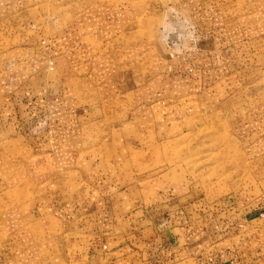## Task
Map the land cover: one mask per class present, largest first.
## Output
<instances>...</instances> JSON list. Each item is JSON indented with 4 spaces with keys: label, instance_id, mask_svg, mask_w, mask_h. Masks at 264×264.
I'll list each match as a JSON object with an SVG mask.
<instances>
[{
    "label": "crops",
    "instance_id": "0c3cea01",
    "mask_svg": "<svg viewBox=\"0 0 264 264\" xmlns=\"http://www.w3.org/2000/svg\"><path fill=\"white\" fill-rule=\"evenodd\" d=\"M20 2L0 0V22ZM175 2L191 12L199 40L191 52L169 50L159 60L163 66L152 65L160 53L155 45L145 53L136 52L140 46L133 52L120 46L122 32L135 20V10L126 2L92 4L73 18L63 36L40 34L28 45L23 34L20 45L0 51V123L5 126L0 155L25 150L34 161L29 169L26 157L19 177L7 169L0 173V237L6 250L0 264L33 260L36 264H264V191L244 204L233 201L225 208V198L207 200L189 175L168 169L142 178L134 166L133 156L141 152L146 136L138 125L151 119L157 106L172 113L161 122L167 124L174 111L192 107L216 84L212 77L216 58L211 54L215 36L209 33L214 31L211 27L226 22L227 12L208 7L202 11L200 0ZM243 10L237 17L242 26V20L247 24L251 17ZM81 34L91 42L84 47L85 57L90 58L82 75L84 86L98 90L105 99L71 108L74 101H66L67 90L59 80V55L66 36ZM93 45H97L94 51ZM123 58L128 62H121ZM150 58L148 82H141L138 64ZM22 67L30 72L23 75L27 69ZM124 94L132 97L130 116L113 122L108 117L119 114L112 108L122 107L119 95ZM64 103L70 108L60 116ZM53 123V128L38 134L30 126ZM128 124L136 130L128 129ZM151 128L153 133L155 126ZM171 128L163 140L173 134ZM32 135L39 145L33 153L29 145L22 150L8 145ZM30 172L36 180L31 187Z\"/></svg>",
    "mask_w": 264,
    "mask_h": 264
},
{
    "label": "rangeland",
    "instance_id": "374dc122",
    "mask_svg": "<svg viewBox=\"0 0 264 264\" xmlns=\"http://www.w3.org/2000/svg\"><path fill=\"white\" fill-rule=\"evenodd\" d=\"M175 1L21 0V4L19 3L18 7L14 8L9 18L2 17L0 51H10V48L20 45L23 34L28 37L27 44L32 45L40 34L48 37L68 33L69 28L72 27L70 24L73 18L92 4L113 6L126 2L131 11L135 10V20L130 22L122 32L124 37L121 38L120 46L131 52L140 46L136 52L145 53L149 45H155L160 52L159 54L155 52L158 58L153 64V58H150L151 61L146 60L147 62L141 59L138 64L142 70L141 82L146 79L148 82L149 72L146 66L151 64L153 67L163 66L164 64L159 60L169 50L170 53L177 54L186 52V50L191 52L196 48V45L188 41L187 49H175L169 47L164 39L166 30L176 29L179 32L183 29L184 19L189 18L193 21L191 12ZM200 2L202 11L208 7V10L211 8L225 9L228 13L224 17L227 18L226 22L220 26L211 27L214 31L209 33L215 36V38L211 37L216 45L215 52L211 54L216 58L217 70L215 76H211L215 78L214 83L216 84L205 94L199 96L197 102L191 103L192 107H184L186 109L182 111L183 113L178 110L176 114L173 110L174 115L169 116L167 124L161 122L164 121L165 115L172 113L164 106H157L150 121L145 120L138 125L140 131L145 132L146 136L142 138V150L133 156V162L142 178L171 169L173 174L191 176L196 181V185L205 193L207 200L225 198V208L233 201H236L237 204H235L239 206L264 191V0H220L219 2L200 0ZM216 2L221 4L215 6ZM243 9L251 14V17L247 19V24L242 20V26L237 17L241 16L239 10L244 11ZM209 12L214 13L215 11ZM32 24L36 26L31 27ZM208 29L209 27L205 25L206 32ZM81 35L82 37L77 35L76 38L74 36L71 39L66 36L67 40L62 44L59 55L61 78L59 80L61 87L67 90L64 93L66 101L69 98L74 101L75 105L71 108H79L95 100L105 99L98 90L92 91L91 88H86L87 85L84 86L85 79L82 75L90 62V58L84 55V47L91 42L84 38V34ZM62 40H64L63 37ZM75 41L78 42L75 43ZM93 46L94 51L97 45ZM92 53L94 52H89L90 55ZM120 61L128 62L126 58ZM34 65L36 64H32ZM18 67L16 70L20 69L18 70L20 74L22 69ZM73 67L74 70L71 69ZM22 68L27 69L23 71V75L30 72L27 67ZM15 84L17 85L16 82ZM69 93H71L70 96H68ZM124 95H119V100H124L122 107L119 105V108L115 106L112 108L119 114L108 117L113 122L127 120L130 116L132 97L130 94ZM68 108L70 107L64 103L60 108V116H64ZM110 109V107H105L108 113H111ZM117 117L119 119H116ZM180 117L183 120H179ZM107 124V122L103 123L105 126H108ZM16 125L17 123L13 124V127L17 128ZM31 125L33 132L36 131L38 134L44 128V131L50 130L55 124H46L43 127H38L42 124ZM153 126L155 130L152 133L151 127ZM170 126H173L171 128L173 134L163 140ZM127 127L132 131L136 130L132 124H128ZM0 131L1 149L5 147V137L2 136L5 134L3 123H0ZM115 132L118 131L115 130ZM8 145L20 150L29 145L31 153L39 147L36 136L26 138V140L11 141ZM20 152L14 156L0 155V173L7 169L8 173H18L16 176L19 177L20 170L26 168L28 161L29 169H31L30 165L34 162L31 160L32 154H27L25 150L24 155L22 151ZM21 164H25V167ZM28 176L27 184L31 187L36 180L32 172ZM3 239L4 237H0V249L2 248L0 263L6 257L4 254L6 250L2 244ZM29 264H36V260L30 261Z\"/></svg>",
    "mask_w": 264,
    "mask_h": 264
},
{
    "label": "built area",
    "instance_id": "2783aa9c",
    "mask_svg": "<svg viewBox=\"0 0 264 264\" xmlns=\"http://www.w3.org/2000/svg\"><path fill=\"white\" fill-rule=\"evenodd\" d=\"M198 32L195 23L188 18L183 20V29L181 31L177 32L176 29L166 30L164 39L169 47L187 49L188 41L190 44L197 46L199 40Z\"/></svg>",
    "mask_w": 264,
    "mask_h": 264
}]
</instances>
